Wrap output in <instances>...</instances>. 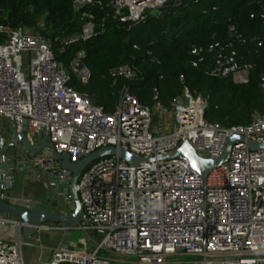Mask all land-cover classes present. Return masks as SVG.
Wrapping results in <instances>:
<instances>
[{
  "label": "built area",
  "instance_id": "1",
  "mask_svg": "<svg viewBox=\"0 0 264 264\" xmlns=\"http://www.w3.org/2000/svg\"><path fill=\"white\" fill-rule=\"evenodd\" d=\"M169 1L181 0H107L106 6L119 22L134 23L146 10ZM69 3L74 11L101 7L95 0ZM259 17L264 20V14ZM2 33L0 150L15 133L32 147L48 136L54 152L67 154L71 163L105 147L151 159L132 167L116 155L108 156L83 169L75 185L82 216L67 232L80 231L86 241L79 249H67L61 243L49 249L44 260L45 248L39 245L35 264H109L100 252L131 258L130 264H264V150L251 151L244 142L264 139V114L253 113L247 125L224 128L205 121V100L187 91L164 108L156 101L155 91L152 104L144 106L125 86L113 111L105 113L68 86L70 74L80 85L89 78L82 50L74 52L64 66L54 59L47 38L26 27H0ZM92 35L93 25L87 22L78 35L67 36L62 46L85 42ZM253 42L254 50L259 49L264 35ZM202 51L211 56L208 76L228 77L235 85L248 82L250 67L238 64L234 51L224 54L225 47L215 44L192 52ZM109 74L114 79L136 78L129 65L113 68ZM260 81L264 83L262 76ZM167 127L170 130L163 133ZM232 136L242 141L231 144L226 161L204 180L189 170L184 158L157 159L175 151L184 140L198 157L213 159ZM9 151L10 157L0 155V200L25 209L42 206L55 215L68 214L73 207L68 195L70 175L51 159L49 150L41 149L32 159L20 144ZM17 173L45 190L46 205L21 190L14 197ZM6 224L15 234L12 240L0 234V264H25L22 248L28 245L21 242V223L0 214V228ZM49 231L61 234L59 225L44 223L35 235ZM176 257L197 260L171 261Z\"/></svg>",
  "mask_w": 264,
  "mask_h": 264
},
{
  "label": "trees",
  "instance_id": "2",
  "mask_svg": "<svg viewBox=\"0 0 264 264\" xmlns=\"http://www.w3.org/2000/svg\"><path fill=\"white\" fill-rule=\"evenodd\" d=\"M95 1L101 7L74 11L69 0H0V27H28L42 16L56 61L66 66L74 52L84 53L89 78L80 85L70 74L68 86L105 113L113 111L125 86L144 106L152 104L155 91L156 101L164 108L187 91L205 100L204 120L224 128L247 125L253 113L264 114L260 81V76L264 79V45L253 47V40L264 35V20L259 17L264 14V0L169 1L146 10L134 23L119 22L106 6L107 0ZM87 22L93 25L91 38L63 47V40L78 35ZM4 36L0 35V42ZM215 44L225 47L224 54L234 51L236 62L250 67L246 84L208 76L210 54L192 51ZM122 65L131 66L136 78H112L109 70Z\"/></svg>",
  "mask_w": 264,
  "mask_h": 264
},
{
  "label": "water",
  "instance_id": "3",
  "mask_svg": "<svg viewBox=\"0 0 264 264\" xmlns=\"http://www.w3.org/2000/svg\"><path fill=\"white\" fill-rule=\"evenodd\" d=\"M80 67L81 65L78 64V68ZM238 141H242V138L236 136L229 137L225 141L222 152L218 157L213 159H203L198 157L190 143L184 140L175 151L167 155L160 156L157 159L164 160L178 157L184 158L188 163L189 170L193 171L199 175L202 180H204L206 174L210 170L218 167L226 161L231 144ZM244 142L251 151L264 150V139L259 143H255L248 139L244 140ZM19 144L24 147L28 159H32L34 155L37 154L41 149L47 148L49 150L51 159L59 162V166L69 173L70 178L68 183V195L73 207L72 210L66 215H55L42 206H34L30 209H25L21 206L11 205L0 200V214L16 218L21 223L20 235L22 238L26 239L35 235L36 228L41 224L52 223L59 225L61 228V240L58 246L66 237L67 229L77 224L82 216V210L75 193V185L76 180L83 169H85L91 162L99 158L115 155L132 167L137 166L141 162L151 161V159H143L132 156L122 148L115 149L113 147H105L94 151L75 163H71L67 154H56L54 152L52 144L49 142L48 136L42 139L38 146L32 147L26 139L15 133L12 134V137L0 150V155L6 154L9 149L15 150Z\"/></svg>",
  "mask_w": 264,
  "mask_h": 264
},
{
  "label": "rangeland",
  "instance_id": "4",
  "mask_svg": "<svg viewBox=\"0 0 264 264\" xmlns=\"http://www.w3.org/2000/svg\"><path fill=\"white\" fill-rule=\"evenodd\" d=\"M152 14L155 13V11H150ZM28 30H30L33 34H36L38 36L44 37V38H48L46 35L48 34V27L44 24V19L42 16L37 17L35 19V22L33 25L26 27ZM152 126H155V122H153ZM157 125L154 127L156 128ZM165 131L163 133H167L170 130V127H167L166 129H164ZM162 131H160L159 134H161ZM10 154H12V151L7 152L3 157L5 156H9ZM20 175L17 173L18 177V181L16 183L17 186H15L16 188L15 190V195L14 197L17 195V193L19 194L18 191V186H19V181H20ZM24 187L22 188V194H25L26 197H31L32 195L34 196L35 202L37 203H41L42 205H46L47 201L46 197L47 194L45 192V190H43V188L41 186H37L28 182L23 181ZM17 191V192H16ZM48 225H52V226H56L57 224H52V223H47ZM0 234L8 239V240H12L14 239V229L11 225H3L0 228ZM38 238V242H34V239ZM61 240V234L60 232L57 231H49L47 233H41L38 235H33L30 238H21V242L24 244H30V246L28 245L27 247L23 246L22 248V253L24 254L23 256V261L25 262V259H29L30 260H34L35 258V253L33 252H28L27 250L25 251L24 249L28 248L31 249L32 248H36L41 245L44 249V254L46 255L49 248H55L57 244H59ZM86 241V235L81 233L80 231H73V230H69L67 232L66 237L64 238V240L61 242L62 243V247H65L67 249H79L82 245V243ZM35 250V249H34ZM99 255L101 257L106 258L109 261V264H130V262L133 260L131 258H124V257H117L114 256L108 252H100ZM115 260V261H114ZM197 260V258H192V257H176V258H172L171 261H195Z\"/></svg>",
  "mask_w": 264,
  "mask_h": 264
},
{
  "label": "crops",
  "instance_id": "5",
  "mask_svg": "<svg viewBox=\"0 0 264 264\" xmlns=\"http://www.w3.org/2000/svg\"><path fill=\"white\" fill-rule=\"evenodd\" d=\"M16 176H17V174H16ZM15 176V186H17V184L18 183H16L17 181H18V177H16ZM20 177V181H19V186H18V191L19 190H21L23 187H24V184L22 183V178H21V176H19ZM18 178V179H17ZM16 188V187H15ZM15 192V191H14ZM17 192V191H16ZM15 194V193H14ZM29 246H30V244H28ZM58 246V244L56 245V247ZM35 249V250H34ZM49 249H52V248H49ZM25 251L27 250L28 252H33V253H35V258H34V260L32 261V260H30V258L29 259H25V264H35V262H36V259L38 258V255H39V251H38V249H36V248H32V250L31 249H28V248H26V249H24ZM24 254L22 253V257H24L23 256ZM46 256H47V254L45 255L44 253H43V251H42V254H41V259L42 260H44L45 258H46ZM24 259V258H23Z\"/></svg>",
  "mask_w": 264,
  "mask_h": 264
}]
</instances>
